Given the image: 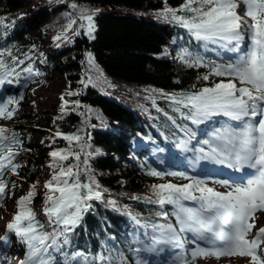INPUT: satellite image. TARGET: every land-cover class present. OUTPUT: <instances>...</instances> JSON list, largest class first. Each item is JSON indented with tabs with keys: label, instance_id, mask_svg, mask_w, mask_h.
I'll return each mask as SVG.
<instances>
[{
	"label": "snow or ice",
	"instance_id": "6c2138e0",
	"mask_svg": "<svg viewBox=\"0 0 264 264\" xmlns=\"http://www.w3.org/2000/svg\"><path fill=\"white\" fill-rule=\"evenodd\" d=\"M70 7L76 9L77 5L72 3ZM160 15L185 29L193 40L199 42V47L217 45L232 54L227 60L217 62L206 59L199 51L180 48L176 58L187 67L208 68V72L198 79L209 81L213 76L221 79L199 90L161 95L173 112L192 124L198 125L220 115L239 122L234 127L216 129L209 139L202 141L207 150L200 147L196 151L200 159L212 160L236 171L245 168L250 171L240 183L215 181L227 191L209 187L204 179L184 173H167L179 175L188 182L180 185L171 182L154 184L152 196L146 199L161 208L171 205L175 224L145 222L141 226L150 229V232L145 233L143 240L130 241L128 250L136 257L134 264H150L149 260L141 258V253L164 251L160 245L180 250L173 264H195L197 258L232 256L247 257L248 264H264V249H261L264 227L256 228V213L264 211V0H183L175 8L166 5ZM93 17L94 13L81 10L80 24L74 35H79L80 29H84L85 34L93 38ZM3 23L0 20V25ZM75 24L77 19L69 16L65 31ZM62 38L69 39L60 35L55 37L57 40ZM5 53L11 57V64L4 60ZM88 62L93 65L90 53ZM23 63L9 49L0 51V85L8 81L9 76L18 77L16 69ZM22 71L32 73L30 67ZM91 82L92 77L89 76L87 83ZM67 95L75 93L68 92ZM61 101L63 113L68 102L63 96ZM16 103L15 98L0 103V118L11 119L15 108L10 109L9 106ZM164 115L176 124L168 113ZM176 127L188 133L186 127ZM18 135L15 130L0 126V201L5 196L14 195L17 187L16 181L4 179V173L9 171L19 175L21 165L16 162L18 153L14 151ZM56 136L68 141L69 146L49 153L52 159L48 167L53 171L50 179L43 184L42 213L45 219H38L36 210L31 207L37 195L36 184H33L25 195L15 200V214L6 224L4 235L0 236V260L8 258L5 250L11 246L14 235L18 243L24 245V258L18 264H129V258L115 248L91 260L81 251H68L70 234L92 207L89 202L101 200L102 192L93 177L89 176L87 182L80 179L82 171L89 170L87 156L91 155L85 153V168L81 169V153L86 147L80 143L83 138L59 131ZM73 142H76L80 152L73 151ZM184 143L182 141L177 147ZM70 157L77 163H62ZM150 174L156 177L164 175L155 170ZM185 202H193L195 206L188 207ZM168 215L163 211L157 213L161 219H167ZM132 219L140 225V220L134 216ZM186 233H191L193 237V247L187 250L184 249Z\"/></svg>",
	"mask_w": 264,
	"mask_h": 264
},
{
	"label": "trees",
	"instance_id": "16d2710c",
	"mask_svg": "<svg viewBox=\"0 0 264 264\" xmlns=\"http://www.w3.org/2000/svg\"><path fill=\"white\" fill-rule=\"evenodd\" d=\"M182 2L0 0V20L4 22L0 25V51L7 48L13 56L24 61L16 71L31 67L37 73V66L40 65L48 73L56 72L63 76L68 84L67 89L62 91L64 100L68 102L65 112L48 122L53 139L39 152L42 158L37 170L31 169L32 162L36 161L32 156L35 151L22 132L19 128L7 127L19 134L14 151L18 153L16 162L21 165L19 175L5 171L4 179L17 183L14 195L9 197L19 199L31 185L36 184L37 195L31 207L38 211L44 202L45 192L38 185L50 179L53 171L48 167L52 158L46 154L69 146L68 141L56 136L57 131L83 138L80 143L86 147L81 153V169L85 168V153L91 155L87 156L89 170L82 171L80 179L87 182L89 176L93 177L102 192L101 200L89 202L92 207L70 234L69 252L81 251L91 260L115 248L129 258V264H134L136 257L128 250L129 242L143 240L145 233L150 232L141 225L145 222L170 223L169 210L165 206L161 208L149 203L146 198L152 196L154 184L171 182L180 185L188 181L172 175L152 176L150 172L155 169L143 171L137 167L129 160V137L135 133L146 139H155L165 151V143L173 148L183 139V134L189 136L190 133L193 137L195 126L173 112L161 93L199 90L221 78L213 76L209 81L198 79L208 72V68L187 67L176 58L177 52L182 47H188L191 51H199L206 59L226 60L217 55V46L199 47V42L193 40L185 29L160 15L166 5L175 8ZM72 3L77 5L76 9L70 7ZM124 9L134 13L124 12ZM81 10L94 13L93 38H89L84 29H80L79 35H74L73 31L80 24L78 17ZM69 16L77 19V24L65 31ZM58 35L69 39L57 40L55 37ZM52 38L55 39L54 46L49 51L48 43ZM89 53L93 65L88 62ZM4 60L12 63L7 53ZM89 76L92 77L91 83H87ZM68 92L75 95L68 96ZM164 113H168L176 124ZM176 125L186 127L188 133ZM72 148L80 152L76 142H73ZM62 163L75 164L77 161L70 157ZM25 181L28 184L24 185ZM109 201L115 203L109 204ZM162 211L169 213L167 219L157 216ZM133 216L140 220V225L132 219ZM37 218L41 221L45 219L38 215ZM195 264H198V258Z\"/></svg>",
	"mask_w": 264,
	"mask_h": 264
},
{
	"label": "rangeland",
	"instance_id": "374dc122",
	"mask_svg": "<svg viewBox=\"0 0 264 264\" xmlns=\"http://www.w3.org/2000/svg\"><path fill=\"white\" fill-rule=\"evenodd\" d=\"M123 11L134 13V11L127 9H124ZM239 14L243 16V12H240ZM78 21L80 23L79 17ZM84 23L86 24L87 22L85 21ZM54 40L55 39L52 38L49 41L48 49L53 48ZM51 50L52 49H49V51ZM230 55L232 56L231 53ZM37 67L39 71L37 72L38 74L34 73L33 70L32 73L24 72L22 70L18 71L19 75L26 74V79H29L31 81L29 84H25V79L22 83V86H17L13 82L14 79H17V76L13 75L8 77V81L0 85V94H3L0 96V103L7 101L9 98H15L17 101L16 104L9 106L10 109L15 108L13 117L11 119L0 118V126H11L16 129L19 128L18 130L22 132L24 139L28 141V144H30L32 149L35 151L32 156L36 158V161L32 162L31 164V169L33 171L37 170L39 166L38 162H40L42 158L39 156V152H41L44 147L48 146L53 139V133L48 130L47 125L51 118L61 113L62 91L66 90L68 86L64 77L60 74L56 72L48 73L40 65H38ZM94 80L96 81V79ZM3 88H7V90H5L7 92L2 91ZM216 120V118H213L212 120H210V122L213 123ZM211 123L208 125H211ZM219 124L222 125V128L235 126L234 123H230V119L227 118L221 119V122ZM184 142V145L179 147V149H182L184 153L187 152L195 160V157L198 156V152L194 147V142L187 139ZM129 146H131V154L129 160L142 170L156 168L160 172H173L180 169V167H174L175 164L173 154H171V157H169L170 155L164 154L159 142L154 139L145 140L141 136L133 133L129 137ZM143 148L148 149L143 150ZM142 151H144L145 157L139 159V153H142ZM49 153L50 152H48L46 155L49 156ZM179 173H184V171L181 172L180 170ZM44 182L45 181L39 183L38 185L42 189ZM25 184H28V182L25 181L24 185ZM215 189L218 191L222 189V187ZM227 190L228 189L225 188V190L222 191ZM15 200L16 199H13L11 197L7 198L5 196L4 200L0 201V236L4 235L6 224L11 221L13 215L15 214ZM43 203L40 205V213H42ZM185 204L186 206L191 207L186 202ZM168 206L172 211V206ZM259 227H264V211H258L256 213V228ZM184 235L186 238H188L189 236V234ZM249 237L251 238V235ZM17 248L24 249V245L19 244L16 237L12 235L11 246L5 250L7 252L8 258L6 260H0V264H18V262L22 260L24 256L18 257L17 255H15V250ZM191 248L192 247L184 246L185 250ZM261 248H264V244L261 246ZM176 250L179 251V249L175 248H172L171 250L169 249V251L167 252V255L169 256L167 259L168 261L163 262L170 263L171 261H174L177 255L174 257L173 254ZM143 256L147 260L153 261L154 264L162 263L157 262L158 257L162 256L161 252L144 253ZM232 257H221L219 259L208 257L203 260H199L198 264H246L244 263V260L242 258L231 259Z\"/></svg>",
	"mask_w": 264,
	"mask_h": 264
},
{
	"label": "bare ground",
	"instance_id": "6f19581e",
	"mask_svg": "<svg viewBox=\"0 0 264 264\" xmlns=\"http://www.w3.org/2000/svg\"><path fill=\"white\" fill-rule=\"evenodd\" d=\"M26 79V74H20L18 77H17V79H14V83L17 85V86H22V83H23V81ZM31 81L29 80V79H26V81H25V84H29ZM5 90H7V88H3L2 89V91H4V92H7V91H5ZM10 91V90H9Z\"/></svg>",
	"mask_w": 264,
	"mask_h": 264
}]
</instances>
